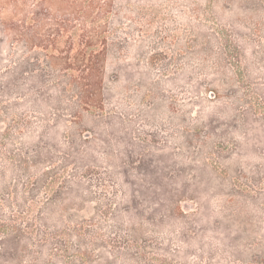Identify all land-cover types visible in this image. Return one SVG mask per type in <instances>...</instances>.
Listing matches in <instances>:
<instances>
[{
	"label": "trees",
	"instance_id": "16d2710c",
	"mask_svg": "<svg viewBox=\"0 0 264 264\" xmlns=\"http://www.w3.org/2000/svg\"><path fill=\"white\" fill-rule=\"evenodd\" d=\"M41 4L0 21V264H246L181 200L248 144L264 178V0Z\"/></svg>",
	"mask_w": 264,
	"mask_h": 264
},
{
	"label": "rangeland",
	"instance_id": "374dc122",
	"mask_svg": "<svg viewBox=\"0 0 264 264\" xmlns=\"http://www.w3.org/2000/svg\"><path fill=\"white\" fill-rule=\"evenodd\" d=\"M40 7H42L41 9L44 7L41 0H0V21L13 20L19 24L33 21V10ZM50 7L52 11H56L55 15L57 16L54 15V17L66 16L63 15L65 10H62L67 8L66 3L60 6L59 2L56 1ZM59 7H61L60 10ZM47 16L52 18L53 14L43 15L41 20V25L45 24L43 34L52 33L56 27L53 18L47 19ZM1 36L11 38L14 36V32L0 30ZM257 130L258 132L253 134L250 141H257L262 144V130ZM256 147L258 145L254 147L248 144L246 148L242 149L240 156L234 155L231 174L228 176L230 180L225 181L223 186L216 187L211 199L208 197L206 186L201 185L200 189L196 190L193 195L188 193L181 200L183 210L187 213L191 211L189 210L191 204L195 208L199 207L202 219L207 220V223L215 222L216 218H221L228 231L217 232L219 237H215V235L214 237L218 240L222 238L234 240L237 247L233 249L234 253L230 259L239 261L241 258L246 264H254L251 259L256 257L258 253L262 256V216H264L262 187L264 186V178H262V148L257 150ZM217 165L222 169L220 162ZM242 165L243 168H241ZM236 168L238 174H236ZM240 189L252 194V197H257L253 199L242 198L236 195ZM240 205L244 210H239ZM140 212L139 210L138 213ZM142 215L146 216V214ZM255 264H262V261Z\"/></svg>",
	"mask_w": 264,
	"mask_h": 264
}]
</instances>
